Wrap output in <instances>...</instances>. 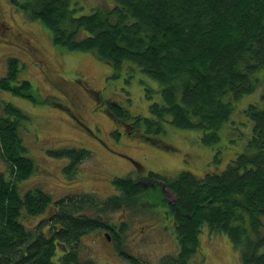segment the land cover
Masks as SVG:
<instances>
[{
	"label": "trees",
	"instance_id": "16d2710c",
	"mask_svg": "<svg viewBox=\"0 0 264 264\" xmlns=\"http://www.w3.org/2000/svg\"><path fill=\"white\" fill-rule=\"evenodd\" d=\"M12 1L45 26L54 44L70 52H90L109 67L113 78L124 72L130 79L140 72L157 84L155 90L143 78L137 80L149 100L147 115L131 117L121 105L108 106L109 116L131 137L154 144L165 124L197 130L202 144L215 146L216 162L221 130L227 139L235 135L230 131L239 126L231 119L237 104L257 94L261 83L263 106L251 102L238 110L250 118L251 127L246 122L249 132L237 142L238 153L223 170L202 177L182 171L171 179L148 171L140 180L114 178L117 193L95 205L86 196L55 202L38 186L20 190L39 171L22 135L29 117L10 102H0V160L6 164L0 171V264H79L73 252L76 242L101 227L81 209L134 207L143 198L149 203L152 193L142 183L158 189L157 180L175 196L165 207L179 251L167 264H188L199 251L204 227L209 235L227 236L241 264H264V0H114L112 6L84 15L78 14V0ZM7 65L1 91L63 109L59 100L39 96L22 77L15 57ZM47 155L66 159L64 169L70 175L89 151L59 147L48 149ZM50 206L51 215L42 219L48 231H39V224L29 229L23 218L40 216ZM63 245L72 251L60 260L56 252Z\"/></svg>",
	"mask_w": 264,
	"mask_h": 264
},
{
	"label": "rangeland",
	"instance_id": "374dc122",
	"mask_svg": "<svg viewBox=\"0 0 264 264\" xmlns=\"http://www.w3.org/2000/svg\"><path fill=\"white\" fill-rule=\"evenodd\" d=\"M78 1L82 7L78 14L83 15L95 7H110L114 3V0ZM12 57L22 65V77L37 88L43 100L55 98L63 105V109L55 108L0 90L1 103L10 102L29 117L22 135L28 155L39 171L23 181L20 190L41 187L55 202L86 196L92 204H104L116 192L112 187L114 178L129 176L140 180L148 171L171 179L182 171L196 177L219 172L238 153L234 147L249 132L248 124L251 127L250 118L243 112L237 113L238 110L251 102L263 106L261 83L257 94L255 91L254 95L239 100L231 118L239 121L238 127L231 126L230 135H235L227 139L221 130L222 144H218L222 147L218 161L214 162L215 146L202 144L197 130L165 124L164 134L154 144L127 134L126 127L109 116L108 106L121 105L131 117L147 115L149 100L137 80H146L150 89L156 90L157 84L140 72L130 79L125 78L124 72L113 78L109 67L90 52H70L54 44L50 32L39 21L30 19L12 0H0V79ZM59 147L85 148L89 155L67 175L64 169L67 160L47 155L48 149ZM4 170L6 164L0 160V171ZM142 185L152 193L149 203L143 198L134 207L125 205L101 211L87 205L81 209L88 219H98L101 227L88 231L76 242L73 252L79 264H167L178 254L173 222L165 207L175 196L160 180L155 183L158 189L150 182ZM52 211L50 206L40 216L24 217V223L29 229L39 224V231L46 233L48 224L42 219L48 218ZM102 224L111 229L105 230ZM105 232L110 237L108 241ZM198 238L199 251L188 264H241L239 253L231 247L227 236L209 235L204 227Z\"/></svg>",
	"mask_w": 264,
	"mask_h": 264
},
{
	"label": "flooded vegetation",
	"instance_id": "af4514ba",
	"mask_svg": "<svg viewBox=\"0 0 264 264\" xmlns=\"http://www.w3.org/2000/svg\"><path fill=\"white\" fill-rule=\"evenodd\" d=\"M4 30L7 29L6 27H2ZM115 189V188H114ZM116 191V190H115ZM117 193V191L112 195L114 196ZM103 227L106 229H111L110 226H108L107 224H103ZM104 236H106V240L108 241L110 239L109 235L107 232L103 233ZM56 244H61L59 241L56 242ZM62 245V244H61ZM58 247V246H57ZM61 248H65V250H61ZM71 251L69 245H63L62 247L57 248V252H58V258H63L64 254H66L67 252ZM61 260V259H60Z\"/></svg>",
	"mask_w": 264,
	"mask_h": 264
},
{
	"label": "water",
	"instance_id": "95a60500",
	"mask_svg": "<svg viewBox=\"0 0 264 264\" xmlns=\"http://www.w3.org/2000/svg\"><path fill=\"white\" fill-rule=\"evenodd\" d=\"M62 249V248H61ZM62 250H65L64 248Z\"/></svg>",
	"mask_w": 264,
	"mask_h": 264
}]
</instances>
